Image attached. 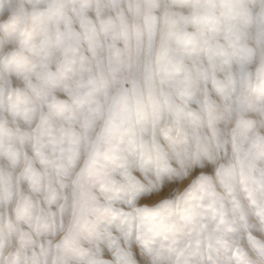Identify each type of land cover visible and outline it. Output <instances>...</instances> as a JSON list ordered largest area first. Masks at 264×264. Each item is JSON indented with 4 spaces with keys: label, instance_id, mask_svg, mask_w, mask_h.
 Masks as SVG:
<instances>
[{
    "label": "snow or ice",
    "instance_id": "snow-or-ice-1",
    "mask_svg": "<svg viewBox=\"0 0 264 264\" xmlns=\"http://www.w3.org/2000/svg\"><path fill=\"white\" fill-rule=\"evenodd\" d=\"M0 264H264V0H0Z\"/></svg>",
    "mask_w": 264,
    "mask_h": 264
},
{
    "label": "rangeland",
    "instance_id": "rangeland-1",
    "mask_svg": "<svg viewBox=\"0 0 264 264\" xmlns=\"http://www.w3.org/2000/svg\"><path fill=\"white\" fill-rule=\"evenodd\" d=\"M189 179H191V177ZM187 182L188 181H185L180 185V190H183V187ZM161 198H169V190L167 187L162 188L160 191L155 192L151 194L150 196L141 197L140 200L137 202V206H142L144 203H147L151 206L153 203L158 202ZM117 207H120V205H117ZM123 207L125 211H131V209H129L127 205H123ZM135 247L136 246H134V248ZM104 258L110 259L111 257L110 255H105Z\"/></svg>",
    "mask_w": 264,
    "mask_h": 264
}]
</instances>
